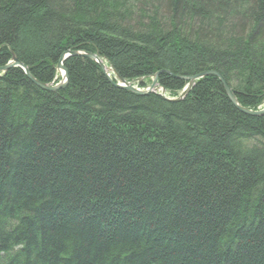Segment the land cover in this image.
Returning <instances> with one entry per match:
<instances>
[{
  "label": "trees",
  "instance_id": "obj_1",
  "mask_svg": "<svg viewBox=\"0 0 264 264\" xmlns=\"http://www.w3.org/2000/svg\"><path fill=\"white\" fill-rule=\"evenodd\" d=\"M67 51L264 105V0H0V66L50 83ZM63 65L56 92L0 72V264H264V115L213 75L169 101Z\"/></svg>",
  "mask_w": 264,
  "mask_h": 264
},
{
  "label": "water",
  "instance_id": "obj_2",
  "mask_svg": "<svg viewBox=\"0 0 264 264\" xmlns=\"http://www.w3.org/2000/svg\"><path fill=\"white\" fill-rule=\"evenodd\" d=\"M79 54L85 55L86 57L95 60L97 63H100L101 67L103 68L104 72L106 73V64L103 63V61L101 62V60L99 59V57L96 54H94L92 52L86 53V52H81V51H79V52L78 51H67L61 56V60L57 64L58 65L57 68H58V70H63L64 79L62 81H60L59 83H57L56 85H48V84L45 85V84L41 83L40 81H38L35 77H33L30 74L28 67L23 62L21 63L18 60L16 55L13 56V59L9 63H7L6 65L0 66V72H6L9 69H11V67H13V66L23 68L24 71H26L28 77H30L33 81H35L39 87L44 88L45 90L47 89L48 91H51V92H56L58 89L64 88L67 85L68 79H69L68 72H67V69L65 68V66L63 65V61H65L67 59V57H69L71 55H79ZM113 73L116 74V76L118 78V81H116V82L109 78L110 81L113 83V85H116V86H118L122 89H125V90L127 89L130 92L137 94V95L138 94L147 95L150 92H156V91L161 89V92L159 93V95L164 96L169 101L182 100L183 97H185L188 94V92L190 91V89L194 86L195 81L197 79H200V78L205 77L207 75H213V76L218 77L219 80L222 81V85L225 89V92L228 95V98L231 100L232 103H234L239 108L240 111L242 110L244 113L249 114V115H255V116L264 115V109H262V110H253L252 109L251 110V109H247V108L243 107L240 104V102H238V100H237L234 92L232 91L229 83L224 79V77L220 76L218 71L205 70V72L196 73L192 76H183V79L187 82V85L184 87L180 97L172 98V99L167 97V95L165 94V88L164 87H162V86L159 87V84L157 83L159 73L155 74L152 82L150 83L151 85L146 90H142L140 87H138V85L134 84V81H126L115 70H113ZM141 80H142V78L137 79V81H141Z\"/></svg>",
  "mask_w": 264,
  "mask_h": 264
},
{
  "label": "bare ground",
  "instance_id": "obj_3",
  "mask_svg": "<svg viewBox=\"0 0 264 264\" xmlns=\"http://www.w3.org/2000/svg\"><path fill=\"white\" fill-rule=\"evenodd\" d=\"M65 53V52H64ZM61 60V57H59V59H58V62ZM96 62V61H95ZM63 63H64V61H63ZM58 64V63H57ZM28 67V66H27ZM57 68V67H56ZM28 69H29V72H30V74L33 76V74L31 73V70H30V68L28 67ZM24 70V69H23ZM24 73H25V75H26V77L27 78H29L30 80H31V82H33V83H35L36 85H37V83L35 82V81H33L30 77H28V75H27V73H26V71H24ZM61 73V72H60ZM219 74H220V76H222L223 77V74L222 73H220L219 72ZM33 77H35V76H33ZM38 81H40L37 77H35ZM41 83H43V84H48V85H52V82H50V83H46V82H42V81H40ZM222 82V81H221ZM138 85V87H141L140 86V84H137ZM38 86V85H37ZM39 87V86H38ZM39 88H41V87H39ZM41 89H43V90H45L44 88H41ZM47 90V89H46ZM45 90V91H46ZM48 91V90H47ZM27 211H24L23 212V214H25ZM7 226H10V224L9 223H7ZM10 246V244L9 245H7V247H9ZM6 247V248H7ZM2 254V250H0V255ZM3 264H7V261H4L3 262Z\"/></svg>",
  "mask_w": 264,
  "mask_h": 264
},
{
  "label": "rangeland",
  "instance_id": "obj_4",
  "mask_svg": "<svg viewBox=\"0 0 264 264\" xmlns=\"http://www.w3.org/2000/svg\"><path fill=\"white\" fill-rule=\"evenodd\" d=\"M67 60V59H66ZM215 71V70H214ZM106 74H108L107 75V77L108 78H110V79H112V77H113V74H112V71H111V69L108 67V66H106ZM59 75H60V72H59ZM216 77V76H215ZM225 79V78H224ZM151 80H152V78H145V79H143V82L146 84V86H141L140 88L142 89V90H146L151 84H150V82H151ZM227 81V80H226ZM161 90V89H160ZM169 97V96H168ZM171 99H172V97H171ZM22 261V260H21ZM23 262V261H22Z\"/></svg>",
  "mask_w": 264,
  "mask_h": 264
}]
</instances>
